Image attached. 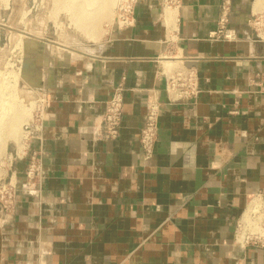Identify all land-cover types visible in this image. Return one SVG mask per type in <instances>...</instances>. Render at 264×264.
Masks as SVG:
<instances>
[{"label": "crops", "instance_id": "obj_1", "mask_svg": "<svg viewBox=\"0 0 264 264\" xmlns=\"http://www.w3.org/2000/svg\"><path fill=\"white\" fill-rule=\"evenodd\" d=\"M224 2L137 0L132 26L55 62L42 122L9 166L21 184L38 152L42 182L14 212L0 208V264H264V251L234 241L250 198L264 195V42L251 24L264 0H232L236 41L216 34ZM184 70L199 93L171 102L168 80ZM119 85L122 127L106 141ZM152 96L159 136L146 160Z\"/></svg>", "mask_w": 264, "mask_h": 264}, {"label": "rangeland", "instance_id": "obj_2", "mask_svg": "<svg viewBox=\"0 0 264 264\" xmlns=\"http://www.w3.org/2000/svg\"><path fill=\"white\" fill-rule=\"evenodd\" d=\"M120 1L0 0V118L5 143L0 172L10 175L9 158L22 149L26 132L36 122L50 69L102 41L110 26L117 25ZM11 121L18 123L14 137Z\"/></svg>", "mask_w": 264, "mask_h": 264}, {"label": "built area", "instance_id": "obj_3", "mask_svg": "<svg viewBox=\"0 0 264 264\" xmlns=\"http://www.w3.org/2000/svg\"><path fill=\"white\" fill-rule=\"evenodd\" d=\"M124 1H120L116 20V24L120 28L129 27L135 23L134 10L137 0ZM165 2L168 6H174L179 3V0H165ZM231 8L232 0H225L224 17L221 19L220 28L216 33L219 38L226 41H236L239 38L237 30L228 27ZM251 24L256 32L257 40L264 42V13L254 16ZM124 92L125 88L123 85L117 86L111 98L106 102L105 112L102 117L103 138L106 141H114L120 135L124 118ZM167 92L171 102L194 99L199 93L194 73L187 70L177 72L168 80ZM48 99L47 94L42 95V102L37 108L35 128L42 122L44 107ZM160 114L161 102L152 96L147 103L145 123L140 139L146 160L151 159L155 152L159 136ZM26 133L25 140L30 137L31 131L29 130ZM16 156H19V153ZM9 160L11 164L14 160L13 155H11ZM42 173L41 156L38 152H33L29 156V164L23 183L20 184L12 174L7 176L0 172V208L8 213L14 212L22 192H31L39 188L42 182ZM234 241L242 249L252 246L264 251L263 194H257L250 198L245 212L236 223Z\"/></svg>", "mask_w": 264, "mask_h": 264}, {"label": "bare ground", "instance_id": "obj_4", "mask_svg": "<svg viewBox=\"0 0 264 264\" xmlns=\"http://www.w3.org/2000/svg\"><path fill=\"white\" fill-rule=\"evenodd\" d=\"M262 1V0H261ZM256 2H258V1H256ZM84 23V22H83ZM87 50V49H86ZM85 52V51H84ZM88 52V51H87ZM76 53V52H75ZM79 54V53H78ZM77 55V54H76ZM80 55V54H79ZM17 122V121H16ZM15 122V123H16ZM11 123L13 124V122L11 121ZM11 123H10V125L8 126L9 127V132L12 134V136L13 135H15L16 136V133H18L17 132V129H18V123L17 124H13L12 126H11ZM2 128L4 129V127H3V125H2V121H1V118H0V158H1V154H2V152H3V147H4V140H3V138H2V133H1V131H2ZM6 131H7V129H6ZM8 133V132H7ZM11 136V135H10ZM14 137V136H13Z\"/></svg>", "mask_w": 264, "mask_h": 264}]
</instances>
